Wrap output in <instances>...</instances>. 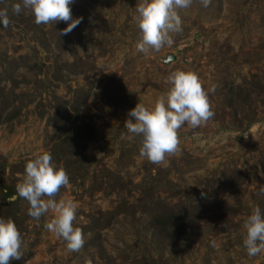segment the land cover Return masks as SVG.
I'll list each match as a JSON object with an SVG mask.
<instances>
[{"label": "rangeland", "instance_id": "1", "mask_svg": "<svg viewBox=\"0 0 264 264\" xmlns=\"http://www.w3.org/2000/svg\"><path fill=\"white\" fill-rule=\"evenodd\" d=\"M139 2L84 0L72 15L82 22L67 35H59L67 23L38 26L28 10L8 12L10 25H0V85L10 89L18 81L15 93L20 96L17 118L8 120L13 107L0 111V154L14 164L46 151L53 97L72 99L75 89L91 87L82 113L97 125V136L85 154L97 171L116 173L115 188L106 184L93 192L89 178L70 183L60 196L78 202L75 225H87L101 212L120 211L97 233V245L89 234L82 250L73 253L45 229L51 212L39 221L31 218L24 247L36 242L35 255L24 264H264V253L247 255L242 227L254 207L264 213V102L257 96L252 109L236 115L225 101L227 80L239 83L256 74L264 83V0H212L207 8L193 0L191 7L179 10L183 30L173 34V44L148 56L135 47L141 39L134 19ZM78 59L95 68L70 71L67 65ZM177 69L196 72L206 90L216 85L209 92L215 116L201 127L181 128L180 152L168 157L164 167L139 156L141 138H130L124 128L134 107L109 105L102 85L120 81L139 103L151 107L168 89L166 77ZM232 173L237 184L229 188L223 182ZM206 189L205 195L220 203L198 217L187 248L174 246L152 224V214L166 204H188Z\"/></svg>", "mask_w": 264, "mask_h": 264}, {"label": "clouds", "instance_id": "2", "mask_svg": "<svg viewBox=\"0 0 264 264\" xmlns=\"http://www.w3.org/2000/svg\"><path fill=\"white\" fill-rule=\"evenodd\" d=\"M207 8L212 0H199ZM74 0H21L11 5L15 15L28 10L36 25L67 23L59 35H67L82 22V17L73 18L71 5ZM193 0H140L136 5L134 19L141 31L136 43L137 51L145 56L159 52L173 44V34L182 32L179 10L191 7ZM11 20L8 9H0V25L8 28ZM169 85L151 107L143 103L128 112L124 128L130 138L140 137L139 156L150 163L168 166V157L180 152L179 131L185 125L195 129L206 125L214 118L209 92L216 91V85L209 89L202 86L194 71L177 69L166 77ZM134 118V120L132 119ZM70 178L63 167L53 161L52 154L42 151L34 154L25 164L24 175L15 185L19 198L29 204L28 215L39 221L49 212L52 218L44 224L45 229L65 242L69 253L79 252L85 244L81 227L75 226L78 202L60 196L61 189H67ZM264 194V186L260 188ZM57 197H60L57 199ZM245 235L243 247L250 257L264 253V213L259 206L252 209L242 225ZM24 239L12 218L0 217V264L21 260ZM87 264H91L88 261Z\"/></svg>", "mask_w": 264, "mask_h": 264}, {"label": "trees", "instance_id": "3", "mask_svg": "<svg viewBox=\"0 0 264 264\" xmlns=\"http://www.w3.org/2000/svg\"><path fill=\"white\" fill-rule=\"evenodd\" d=\"M20 2L21 0H0V9L7 8L10 14L15 15L11 10V5ZM83 2L84 0H74L70 6L72 15L78 14V10L82 9ZM67 68L72 72L86 73L89 69L95 68V65L89 60L78 59L68 64ZM17 85L19 82L16 80L10 89L0 85V111L4 113L13 107L9 113V121L19 116L20 107L15 104L16 100L20 98L15 93ZM102 88L103 97L109 105L127 109L135 107L140 101L139 97L125 88L120 81L109 79L103 83ZM225 88L226 105L232 108L236 115L245 109H252L257 96H261L264 102V83L256 74L243 78L239 83L227 80ZM90 91L91 87L88 89L80 87L74 90L72 99H65L57 95L53 97L52 103L49 104L52 108V113L49 116L52 132L47 133L46 136L48 140L46 151L52 154L53 161L58 166L63 165L69 175L70 183H76L78 180L85 183L90 178L91 190L96 192L103 189L106 184L115 188L111 182L116 180V173L106 168L97 171L94 161L85 154L89 143L94 141L97 136V125L87 121L82 113ZM25 164L26 162L10 164L7 158L0 154V217L13 219L24 242L28 239L27 233L31 219L28 215L29 204L26 200L18 197L15 185L19 181L18 175L24 174ZM236 179V174H228L223 185L229 188L234 187L237 184ZM157 184L156 181L151 182L153 186ZM169 184L173 185L172 181ZM206 192L207 189L204 190V194L201 191L198 192L199 198L191 200L188 204L182 201L172 206L166 204L167 208H160L152 214V224L159 228L174 246L187 248L191 241L192 230L198 225V217L203 213L215 211L220 203L211 195H205ZM119 213L118 209L108 213L101 212L98 216L92 215L91 221L87 225L75 226L82 228L84 236L93 234L92 244L97 245L99 240L97 233L109 225ZM35 244L36 242L32 243L27 250L23 247V258L12 260L9 264L26 263L35 255ZM144 261H148V259H143Z\"/></svg>", "mask_w": 264, "mask_h": 264}, {"label": "water", "instance_id": "4", "mask_svg": "<svg viewBox=\"0 0 264 264\" xmlns=\"http://www.w3.org/2000/svg\"><path fill=\"white\" fill-rule=\"evenodd\" d=\"M173 58L172 57H170L169 59H168V61H170V60H172Z\"/></svg>", "mask_w": 264, "mask_h": 264}]
</instances>
